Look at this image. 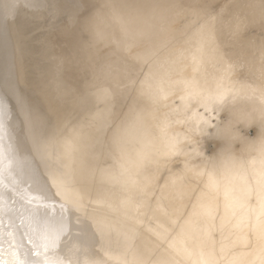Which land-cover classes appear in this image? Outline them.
Segmentation results:
<instances>
[{"label": "bare ground", "instance_id": "1", "mask_svg": "<svg viewBox=\"0 0 264 264\" xmlns=\"http://www.w3.org/2000/svg\"><path fill=\"white\" fill-rule=\"evenodd\" d=\"M40 2L46 20L73 22L57 48L69 56L55 71L57 93L65 95L79 76L89 92L72 111L67 104L48 109L44 98H34L39 120L52 116L42 126L56 131L69 116L68 125L62 136L37 133L30 147L22 133L16 140L22 150L10 152V164L37 200L30 213L17 205L0 212L16 231L0 236L6 264H264V12L242 27L249 46L230 53L202 18L174 0ZM228 7L217 16H228ZM233 14L242 21L237 7ZM88 20L104 23L116 51L101 53L108 45L103 27L95 22L86 30ZM7 96L0 114L17 97ZM99 105L112 139L80 154L79 163L71 136ZM251 128L253 138L244 137ZM83 142L80 149H89L90 140ZM33 151L40 158L36 172ZM51 188L80 209L103 211L54 215L50 208L64 205ZM61 218L66 233L56 251L46 252L41 225Z\"/></svg>", "mask_w": 264, "mask_h": 264}, {"label": "rangeland", "instance_id": "2", "mask_svg": "<svg viewBox=\"0 0 264 264\" xmlns=\"http://www.w3.org/2000/svg\"><path fill=\"white\" fill-rule=\"evenodd\" d=\"M40 3V0H0V102L3 104L4 101H7L9 92L17 96L10 103V111L0 114V124H2L0 136L2 139L4 138L3 143L5 142L0 151V212L3 213L15 205L20 206L24 212L30 213L37 200L32 187L24 184L9 161L13 147L22 150L21 145H16L17 138L21 137L23 133L25 145L30 147L29 145L34 143L37 133L52 138L62 136L68 125L69 116L64 121L62 119L58 122L59 128L56 131L50 128L48 130L46 126H42L43 122L52 119V116L39 120L40 108L35 107L34 98L36 96L44 98L46 103L44 107L48 109L54 110L60 105L67 104L72 111L86 100V94L89 92L87 88L83 91L81 84L78 83L81 77L79 76L65 91V95L60 96L57 93L58 86L53 81V78H59L57 72L55 73L56 68L59 67L60 61L69 59L66 53L59 56L57 48L61 44H65L64 33L73 22L69 21L70 16L56 21L46 20V13ZM79 15L81 16V12ZM101 48L103 54L109 51L108 46ZM61 57L64 59L61 60ZM88 78L91 79V75L84 74V81ZM101 109H103L102 105L88 109L78 122L75 133L71 136L73 137L71 139L75 152L74 157L75 159L78 157L77 162L79 163L82 160L80 154L96 152L112 139L107 133L109 125L99 115ZM254 134L255 131L252 128L242 132L244 137L250 139ZM86 139L91 142L88 146L89 149H80ZM210 148L212 149L213 145ZM29 160L32 165L31 171L36 172L40 166V158L33 151ZM42 183L44 185L46 181ZM42 185L38 182L35 183L37 188ZM50 194L53 199H57L64 205V209L53 205L50 212L54 215L63 213L75 215L80 212L82 214L76 217H84L83 213L86 211L97 215L101 210L99 207L88 204L84 206L85 209L83 206L80 209L73 198L58 194L54 188H51ZM3 216L0 217V236L15 233L12 222ZM5 260L7 262L5 254L0 252V264H6Z\"/></svg>", "mask_w": 264, "mask_h": 264}, {"label": "water", "instance_id": "3", "mask_svg": "<svg viewBox=\"0 0 264 264\" xmlns=\"http://www.w3.org/2000/svg\"><path fill=\"white\" fill-rule=\"evenodd\" d=\"M212 1L213 0H174V4L181 5L186 10H191V12L193 11V13H195L198 17L202 18V20H204L205 22L203 23L204 28L206 27V29L213 34L212 37L215 36L218 38L219 46H228L226 50H231L230 53L243 49L245 46H249L250 35L247 36V33L245 32L243 36L242 31L244 30V28L242 29V27H246V22L251 16L257 14L258 12H264V0H221L217 3H211ZM228 4H230L231 6L228 7ZM225 7H228L225 13H228L229 15L224 18H219L221 17V15L217 16L218 12L223 10ZM235 7L238 8L240 16H242V21L240 20V17L237 18V15L233 14V9ZM97 20L101 21V19ZM255 20L256 19H253L250 22H253ZM95 22L96 26L98 24L99 27H103V31L99 33L100 36L102 35L103 41L108 44L107 46L109 50H111V52L116 51V48L113 44V39H110L109 34L103 33L105 30H107L104 26V23L102 22V24L100 25V23L94 21V26ZM92 24L88 20L84 26L86 27L85 29L93 30L94 26ZM214 24H217L218 26H214ZM241 37L242 40H240ZM111 52L109 53L110 55ZM106 55H108V53ZM248 62H253L252 56H250Z\"/></svg>", "mask_w": 264, "mask_h": 264}, {"label": "snow or ice", "instance_id": "4", "mask_svg": "<svg viewBox=\"0 0 264 264\" xmlns=\"http://www.w3.org/2000/svg\"><path fill=\"white\" fill-rule=\"evenodd\" d=\"M0 127H2V124H0ZM66 230L67 225L62 218L53 221H46L41 225L40 239L46 252H54L58 249V242L62 239ZM21 264H23V262H21ZM44 264H65V262L63 260L54 262L45 261Z\"/></svg>", "mask_w": 264, "mask_h": 264}]
</instances>
